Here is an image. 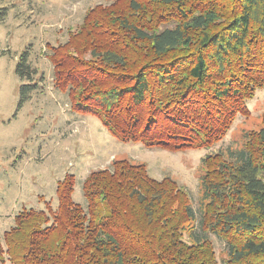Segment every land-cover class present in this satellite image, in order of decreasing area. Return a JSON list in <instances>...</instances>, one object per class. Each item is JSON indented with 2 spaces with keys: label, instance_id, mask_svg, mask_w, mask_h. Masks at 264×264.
Returning a JSON list of instances; mask_svg holds the SVG:
<instances>
[{
  "label": "trees",
  "instance_id": "16d2710c",
  "mask_svg": "<svg viewBox=\"0 0 264 264\" xmlns=\"http://www.w3.org/2000/svg\"><path fill=\"white\" fill-rule=\"evenodd\" d=\"M47 48L54 87L118 140L209 149L264 88V0H105ZM29 54L18 73L33 80ZM75 178L58 181L56 209L15 216L0 264H264V125L243 147L203 158L199 223L224 240L223 259L196 235L190 194L170 176L114 159L85 178L84 203Z\"/></svg>",
  "mask_w": 264,
  "mask_h": 264
},
{
  "label": "rangeland",
  "instance_id": "374dc122",
  "mask_svg": "<svg viewBox=\"0 0 264 264\" xmlns=\"http://www.w3.org/2000/svg\"><path fill=\"white\" fill-rule=\"evenodd\" d=\"M100 3L105 0H0V238L22 210L56 209L57 184L66 175H75L74 199L84 203L85 178L127 158L144 162L150 176H170L187 189L198 218L196 235H207L223 259L224 240L205 234L199 223L203 158L243 147L246 135L264 125V88L248 101L250 112L239 115L226 138L209 149L171 152L118 140L98 116L72 110L68 94L54 87L48 58V45L66 42L87 9ZM26 50L37 69L33 80L18 73ZM26 84L34 87L23 98Z\"/></svg>",
  "mask_w": 264,
  "mask_h": 264
}]
</instances>
